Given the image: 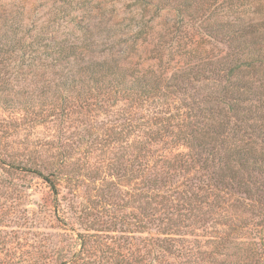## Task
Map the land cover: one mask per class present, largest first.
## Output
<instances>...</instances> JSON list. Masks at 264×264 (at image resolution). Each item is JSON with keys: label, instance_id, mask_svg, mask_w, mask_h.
<instances>
[{"label": "rangeland", "instance_id": "obj_1", "mask_svg": "<svg viewBox=\"0 0 264 264\" xmlns=\"http://www.w3.org/2000/svg\"><path fill=\"white\" fill-rule=\"evenodd\" d=\"M152 2L135 31L130 0H0V264H264V0ZM53 43L75 60L51 67ZM101 76L158 95L71 87ZM211 113L262 173L222 185L194 164L180 138Z\"/></svg>", "mask_w": 264, "mask_h": 264}, {"label": "trees", "instance_id": "obj_2", "mask_svg": "<svg viewBox=\"0 0 264 264\" xmlns=\"http://www.w3.org/2000/svg\"><path fill=\"white\" fill-rule=\"evenodd\" d=\"M131 3H133L132 7H137L136 9V17L138 18V21L136 22V26H135V31L141 29V28H145L146 24H152L155 19L158 17V7H156L152 2L153 0H130ZM182 1V5H184V9L186 7H190L191 6V1L193 0H181ZM154 8L155 10H158L157 12H154L152 16H150L147 20V22H145V18L146 15L148 16V10ZM175 15L177 17V19L179 21H181V19L183 18V10H177L175 9ZM175 27V26H174ZM172 27V29L174 28ZM150 30V28H149ZM236 27H233L232 30L230 31L229 35H233L235 33ZM141 33V31H140ZM170 34V33H169ZM172 34V33H171ZM175 39V36H174ZM181 47V50L186 51V49H188L187 45L185 46H178ZM54 50L56 52H54V54L56 55L55 58L53 57H48L49 62L51 63V67H59L61 62L66 61V63L68 64V61L70 60H75V56H76V48L74 46L68 47L67 50L63 49V48H59L57 45H55V43H53L52 46H48V50ZM65 50V51H64ZM67 51V52H66ZM257 51V50H256ZM246 58H249L248 61L242 63V64H238L239 65H234L231 69H230V75H233V72H238L241 73L243 70V68H247V69H251L253 67V63L258 62V54L256 52L254 53H249L248 55H246ZM53 63V64H52ZM104 65H93L92 69H87L85 72L88 73V75H94V73H96L99 69V67H103ZM50 66H48L49 68ZM93 77V76H92ZM137 81L139 82V79H137ZM122 80L117 78L116 84H113V87L110 86L111 84H108V87L105 86L106 83H110L108 82V80H106L105 77L101 76V79H93L91 80L90 84H88L89 82H82L79 81L78 83L76 82H71V87L72 89L77 90H82L85 89L86 85H90L92 86L91 89H88L89 92L90 91H94L96 92V94L98 95V97H104L107 96L111 93L112 89H117V91L119 93H121L122 98H126L129 99L131 98V100H133L134 103H138L140 101H144L145 99H149V97H147V95L151 94L152 96H157L158 95V91L157 89L148 87L146 88L145 91L143 92H137V89L139 90V86H134V84L132 85H125L122 84ZM125 85V86H124ZM150 86V85H149ZM70 87V86H68ZM141 88V87H140ZM149 88V90H148ZM237 89H235L237 92H242L244 93H250V86L248 87V84L245 83H238ZM71 90V89H70ZM87 90V91H88ZM72 91V90H71ZM246 91V92H245ZM102 95V96H101ZM141 96H144V98H142ZM151 96V97H152ZM241 96V95H240ZM146 97V98H145ZM162 97H165L164 95H162ZM166 98V97H165ZM238 104H242L243 100L240 98H237L234 100V103ZM198 121L195 123V125L193 127H195V131H193V134L191 136L190 140H187V138L185 136H182V139L184 141V146L190 151H197L196 155H194V157L196 158H192L194 164H201L202 162L205 163L203 165H201V167L204 169L206 163L208 160H210L211 162V166L209 167L210 169V174H211V178L215 181L218 180L220 181L219 183L222 185L224 180H232L233 178H235V176L237 174L240 173V171L244 170H253V171H257L259 173H262V169L261 167L263 166L256 158H254V154L256 153V151L254 150V148H250L249 144H245V147H247L248 149H246L244 147V145H240L234 147V146H227V142L225 141V139H222L223 136V131L222 128L224 127V123H220L218 120V123H216V115L215 114H209V116H200L198 115ZM255 119V118H254ZM252 119V120H254ZM249 129H251L252 131L254 130L253 126H249ZM157 135V133H156ZM264 136V133L262 134ZM190 138V135L188 136ZM220 140H217L219 139ZM179 139V137H177V140ZM187 140V141H186ZM179 141V140H178ZM241 142V141H240ZM209 143H214V145ZM219 144L218 148L217 146H215V144ZM262 144H264V139L261 141ZM209 146V148H207ZM252 146V145H251ZM246 149V150H244ZM206 155L207 158H205L203 161H201V157L200 155ZM260 156L264 159V156L262 154H260ZM183 157L180 156V158H175V160L171 161V162H167L168 166L171 168H175L176 170H180V171H185L187 172V167L189 165V161L188 160H183ZM189 159V157H188ZM186 168V169H185ZM39 177H41L42 179L43 176L41 174H38ZM46 183L49 186V189L51 190L52 194L54 197L57 196V189L55 187V185L52 183V181H50L49 179L46 180ZM237 183V182H236ZM239 183V182H238ZM171 248H175L172 245H169ZM179 251L181 250H173V252H170L168 255H170V257H174V258H178L180 257V253ZM176 254V255H175Z\"/></svg>", "mask_w": 264, "mask_h": 264}]
</instances>
